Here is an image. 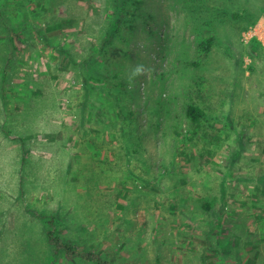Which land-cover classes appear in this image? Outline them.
I'll return each instance as SVG.
<instances>
[{
	"label": "rangeland",
	"instance_id": "374dc122",
	"mask_svg": "<svg viewBox=\"0 0 264 264\" xmlns=\"http://www.w3.org/2000/svg\"><path fill=\"white\" fill-rule=\"evenodd\" d=\"M49 227L110 264H264V0H0V264H97Z\"/></svg>",
	"mask_w": 264,
	"mask_h": 264
},
{
	"label": "trees",
	"instance_id": "16d2710c",
	"mask_svg": "<svg viewBox=\"0 0 264 264\" xmlns=\"http://www.w3.org/2000/svg\"><path fill=\"white\" fill-rule=\"evenodd\" d=\"M205 3H207V2H205ZM205 3H203V5L206 7V10H208L209 4H205ZM213 7H215V6H213ZM212 9H214L215 11L217 10L216 7L212 8ZM225 9L226 8L219 9L218 16L219 15L221 16L223 14L227 15L228 11H226ZM214 10H211V12H214ZM233 15H234V17L240 16V14L238 12L233 13ZM214 39H215L214 35L208 36L207 40L203 41L201 43V46H203L206 50L210 49L211 43L213 42ZM188 113L194 119H197L198 117L201 116V111L195 105L190 106ZM50 223L52 224L53 222L51 221ZM47 239H48V242L53 246L54 251L57 254L60 253L61 251H64L69 256L90 257L94 261H96L97 264H110V262L108 260L103 259L98 254L77 251V249L74 247V245L71 244L70 242L66 241L54 227H49L47 229Z\"/></svg>",
	"mask_w": 264,
	"mask_h": 264
},
{
	"label": "clouds",
	"instance_id": "9594fccd",
	"mask_svg": "<svg viewBox=\"0 0 264 264\" xmlns=\"http://www.w3.org/2000/svg\"><path fill=\"white\" fill-rule=\"evenodd\" d=\"M142 71H143V66H137V67L135 68L134 75L139 74V73H141Z\"/></svg>",
	"mask_w": 264,
	"mask_h": 264
}]
</instances>
